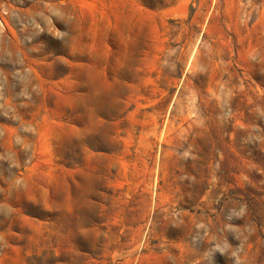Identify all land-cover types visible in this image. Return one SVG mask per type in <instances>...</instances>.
Wrapping results in <instances>:
<instances>
[{
	"label": "rangeland",
	"instance_id": "374dc122",
	"mask_svg": "<svg viewBox=\"0 0 264 264\" xmlns=\"http://www.w3.org/2000/svg\"><path fill=\"white\" fill-rule=\"evenodd\" d=\"M0 264H264V0H0Z\"/></svg>",
	"mask_w": 264,
	"mask_h": 264
}]
</instances>
